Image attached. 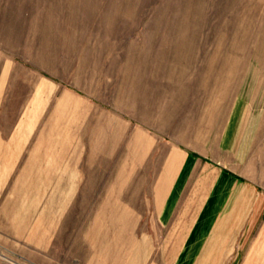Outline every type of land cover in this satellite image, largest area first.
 <instances>
[{"label":"rangeland","instance_id":"374dc122","mask_svg":"<svg viewBox=\"0 0 264 264\" xmlns=\"http://www.w3.org/2000/svg\"><path fill=\"white\" fill-rule=\"evenodd\" d=\"M5 157L0 264H171L203 218L264 251V0H0Z\"/></svg>","mask_w":264,"mask_h":264},{"label":"crops","instance_id":"0c3cea01","mask_svg":"<svg viewBox=\"0 0 264 264\" xmlns=\"http://www.w3.org/2000/svg\"><path fill=\"white\" fill-rule=\"evenodd\" d=\"M27 116V115H26ZM25 114H21L20 119L17 121L14 129L16 131H21V136H23V131L27 128V121L24 120ZM229 136L231 134L229 129ZM234 135V132H233ZM26 136V135H24ZM23 136V137H24ZM25 138V137H24ZM230 139H232L230 137ZM23 141H21V144ZM167 157H174L172 159V163L174 162L177 157H187L186 154H181L180 152L168 154ZM237 158V157H236ZM5 163L3 166H1L5 171L4 173H1V176H4L3 179H0V190H3V184L6 181L7 177L10 175L12 171V165L7 164L8 162H11L10 160H13V157H5ZM1 161V159H0ZM171 163V164H172ZM177 169V173L168 174L166 173V177L173 176L174 178H177L179 176V172L181 170ZM186 172V169L184 173L181 175L184 176ZM6 178V179H5ZM5 180V181H4ZM172 189H170L169 193L163 195L161 198V204H160V222L162 225H167L169 222H171V218L169 217L170 211L172 210V201L173 198L170 197L168 199V195ZM174 193H176V189L174 190ZM174 195V194H173ZM57 210H60V203L57 205ZM57 219V226L60 225V216L58 215ZM196 219L191 224V228L186 231L179 239L181 244L179 245V248L176 250L175 253H173L171 264H237V259L244 258L245 261L242 262V264H257V263H264V261H259L258 259L264 258V251H255V250H238L235 248H229L230 242H235L231 239L230 236L227 235H219L215 233H205L203 231V228L207 226V220L205 218L200 219L196 224ZM197 225L195 229L193 227ZM214 225V224H213ZM193 229V230H192ZM173 239L171 240V242ZM234 247V245H233Z\"/></svg>","mask_w":264,"mask_h":264}]
</instances>
